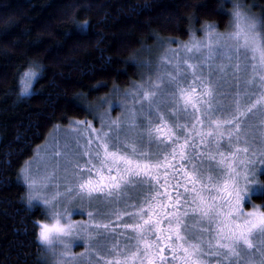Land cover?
Returning a JSON list of instances; mask_svg holds the SVG:
<instances>
[{"label": "snow or ice", "instance_id": "snow-or-ice-1", "mask_svg": "<svg viewBox=\"0 0 264 264\" xmlns=\"http://www.w3.org/2000/svg\"><path fill=\"white\" fill-rule=\"evenodd\" d=\"M226 2L231 12L216 10L231 17L226 31L194 15L189 39H161L168 47L155 68L100 113L99 127L74 118L53 125L35 167L20 169L28 207L44 216L33 221L45 253L37 264H264V205L245 207L264 199V6ZM0 22L7 38L15 22ZM30 64L18 100L43 91L33 81L44 66ZM46 103L55 107L51 96ZM71 103L93 114L79 94ZM76 239L84 251H72Z\"/></svg>", "mask_w": 264, "mask_h": 264}, {"label": "trees", "instance_id": "trees-1", "mask_svg": "<svg viewBox=\"0 0 264 264\" xmlns=\"http://www.w3.org/2000/svg\"><path fill=\"white\" fill-rule=\"evenodd\" d=\"M251 6L253 0H241ZM264 6V0H255ZM188 4L185 8L183 5ZM205 5L198 11L197 5ZM217 9L232 11L226 0H0V17L15 22L0 39V264H37L44 256L35 240L33 221L44 219L40 207L29 208L27 187L18 180L20 169L53 131L71 119H85L87 111L73 108L95 102L117 88H128L139 78L134 63L138 51L159 38L187 41L194 15L226 31L231 19ZM259 13L260 7L252 8ZM89 23L87 35L74 31ZM3 23L0 22V28ZM196 28L200 24H195ZM70 34V35H66ZM111 58L106 70L104 58ZM44 66L33 89L19 100L21 75L30 62ZM54 80L57 87H53ZM38 81V82H37ZM103 82L105 86L91 91ZM57 94H59L57 96ZM51 96L55 107L46 103ZM51 114V115H50ZM66 116V119H62ZM264 182V175L260 176ZM252 202L264 205V199ZM26 257V259L24 258Z\"/></svg>", "mask_w": 264, "mask_h": 264}, {"label": "rangeland", "instance_id": "rangeland-1", "mask_svg": "<svg viewBox=\"0 0 264 264\" xmlns=\"http://www.w3.org/2000/svg\"><path fill=\"white\" fill-rule=\"evenodd\" d=\"M196 35H197V37H201V36H203V33L202 32H197ZM161 39H164V38H159L156 43H154L152 45H148L144 49L138 51L137 54L134 56V63L139 66V74H138L139 78H138V80H133V82L128 86V88L123 89V88L117 87L119 89L118 92H114L112 90L110 92V94H108L107 96L99 97V98L96 99L95 102H92V103L88 102L87 105H86V108L90 109L93 114L90 115L87 112L89 114V116H87L85 119L93 120L94 126L99 127V115H100V113H102L106 109H108L110 103L111 104H119V103H121L123 101V99H124L123 92L126 89L131 88L134 82H139L142 79H146L147 78V76L149 75V72H150V68H155V66H156V64H157V62L159 60V57L164 53L165 49L168 47L167 44H164V45L160 44L159 41ZM164 40H167V39H164ZM181 41H183V40H181ZM171 47L175 48L176 44L173 43L171 45ZM34 81H33V83H34ZM21 87H22V84H21ZM102 99L105 102L101 105V100ZM121 111H122V109L120 107H116V108H114L111 111V115L113 117H115L118 114H120ZM94 116L96 117L95 119H94ZM62 132H63V127H61V133ZM53 134H54V132L52 131L49 134V136L47 137V139L41 145H39L36 148V150L34 152V155L25 163L24 167H26L28 162H30V161L32 163V166L35 167V165L37 163V159L36 158L41 156V155H43L44 146H45V144L47 142H49L51 140ZM61 175H63V174L61 173ZM259 180L261 181L260 176H259ZM27 196H28V190H27V193H26V203H27ZM39 203H40L39 201H33L34 205H39ZM253 204H256V203L251 201V203L245 204V207L247 209H250ZM79 205H80V202L76 201L73 205H70V209L78 208ZM256 205H258V204H256ZM85 207H86V204H85ZM72 219L73 220H77V221L87 220L88 216H87L86 213H84V214H76L74 212V214L72 216ZM72 251L77 252V253L84 251V241L82 239L74 240L73 241Z\"/></svg>", "mask_w": 264, "mask_h": 264}]
</instances>
